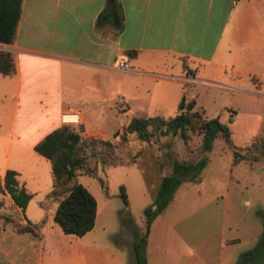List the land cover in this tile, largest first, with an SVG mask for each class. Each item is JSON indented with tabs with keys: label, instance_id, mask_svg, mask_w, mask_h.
<instances>
[{
	"label": "crops",
	"instance_id": "obj_1",
	"mask_svg": "<svg viewBox=\"0 0 264 264\" xmlns=\"http://www.w3.org/2000/svg\"><path fill=\"white\" fill-rule=\"evenodd\" d=\"M117 1L119 33L109 21L97 23L107 0H22L13 42L0 43L14 68L8 75L0 72V178L7 170L18 173L32 197L24 211L14 205V221L37 232L0 227V264L134 263L133 233L120 226L125 235L118 241L114 225L99 222L107 202L87 186L97 202L94 227L78 237L54 221L58 198L50 194V163L34 146L63 124L64 114L77 113L85 135L107 138L128 123L116 128L111 116L123 122L124 114L150 117L167 106L177 113L183 86L211 84L202 80L201 69L225 68L228 60L230 74L264 79V0ZM120 54L130 69L112 67ZM93 120L110 131L93 129ZM211 207L216 216L218 208L224 215L217 201ZM149 234L147 263L155 264ZM214 253L208 249L205 255ZM159 259L157 264H165ZM211 259L222 264L219 256Z\"/></svg>",
	"mask_w": 264,
	"mask_h": 264
},
{
	"label": "rangeland",
	"instance_id": "obj_2",
	"mask_svg": "<svg viewBox=\"0 0 264 264\" xmlns=\"http://www.w3.org/2000/svg\"><path fill=\"white\" fill-rule=\"evenodd\" d=\"M223 65L225 68L201 69L202 80L211 84L197 81L183 86L180 102L183 97L186 102L194 100V110L227 124L233 143L244 153L258 136H264V79L259 82L252 76L232 75L230 61L225 60ZM175 111L167 106L148 115L167 119ZM132 116L122 115L123 122L111 116V125L121 128ZM68 124L77 130L81 128L84 133L79 123ZM90 125L93 129L110 131L109 127H100L97 120ZM163 129L164 126L159 130L150 126L149 141L128 135L127 141L121 142L124 127L118 131V138L114 134L105 138L117 142L114 152L105 157L107 163L115 159L119 163L115 166L105 168L100 162L103 155L88 158L87 167H96L98 176L80 171L78 181L94 192L99 202H107L99 222L114 225L118 241L125 235L122 225L130 232L135 230L139 236L146 235L144 210L154 208L162 178L173 173L175 161H197L204 157L206 164L197 178L183 181L165 211L154 218L149 229V250L154 252L155 264L158 257V262L165 264H188L190 258L192 264H212L215 259L211 258L218 256L222 264H239L240 254L264 239V162L260 159L252 167L245 162L232 165L233 151L220 136L215 138L210 151L203 152L198 130L187 129L183 136L180 132L164 134ZM0 183L3 184L1 178ZM121 186L127 205L120 196ZM7 196V192L0 191V227H15L14 205ZM215 201L222 205V217L221 208L216 216L215 207H211ZM219 239L223 240L221 249ZM208 249L216 253L205 255Z\"/></svg>",
	"mask_w": 264,
	"mask_h": 264
},
{
	"label": "trees",
	"instance_id": "obj_3",
	"mask_svg": "<svg viewBox=\"0 0 264 264\" xmlns=\"http://www.w3.org/2000/svg\"><path fill=\"white\" fill-rule=\"evenodd\" d=\"M22 0H0V43L10 44L15 38L17 25L21 15ZM109 21L116 32L123 28V17L121 7L117 0L112 4H107L106 9L97 17V23ZM13 62L8 51L0 50V72L4 75L13 72ZM195 101L185 102L184 97L179 103L178 112L167 118L134 116L124 127V132L120 135L121 142L127 141L128 135H135L141 141H149L151 132L161 130L164 134H177L185 136L187 129L198 130L201 134V149L203 152L211 150L213 141L220 136L225 145L233 151L232 164L240 161L249 163L262 160L264 162V136H258L246 149L244 153L238 151V147L233 143L229 126L219 120V118H207L201 112L194 110ZM70 124H62L46 134L35 146V151L45 157L51 167L53 184L51 196L58 198V205L54 213V221L61 227L65 234L82 236L90 231L95 224L97 202L92 193L78 181L77 176L80 171H84L89 176H96L97 170L87 167L89 157H100V162L105 165L115 166L119 164L111 158L107 163L106 156L114 152L117 147L116 141L102 138L100 136H87ZM119 136V132L114 133V138ZM253 147V148H252ZM136 162V160L132 161ZM206 164V159L201 157L197 161H175L173 173L165 175L159 185L154 199V208H145L147 216L146 235L139 236L135 230L132 233L135 240L132 244L134 253L133 264H148L146 255L147 235L154 218L160 214L168 205L177 187L187 180H194ZM17 172L7 170L0 183V191L7 192L12 199L13 205L22 211L26 208L32 195L28 193L23 184L17 180ZM120 196L125 205L127 198L124 188L120 187ZM123 223H127L123 220ZM18 231L31 232L37 235L31 225L15 226ZM264 260V239L258 242L252 249L240 254L239 264L246 262L262 264Z\"/></svg>",
	"mask_w": 264,
	"mask_h": 264
},
{
	"label": "built area",
	"instance_id": "obj_4",
	"mask_svg": "<svg viewBox=\"0 0 264 264\" xmlns=\"http://www.w3.org/2000/svg\"><path fill=\"white\" fill-rule=\"evenodd\" d=\"M112 67L117 70H128L130 69L131 64L127 56L120 54L116 56V58L114 59ZM70 116L74 118L73 119L66 118ZM62 123L63 124L79 123V115L77 113L64 114L62 116Z\"/></svg>",
	"mask_w": 264,
	"mask_h": 264
},
{
	"label": "water",
	"instance_id": "obj_5",
	"mask_svg": "<svg viewBox=\"0 0 264 264\" xmlns=\"http://www.w3.org/2000/svg\"><path fill=\"white\" fill-rule=\"evenodd\" d=\"M115 0H107L108 4H112Z\"/></svg>",
	"mask_w": 264,
	"mask_h": 264
},
{
	"label": "bare ground",
	"instance_id": "obj_6",
	"mask_svg": "<svg viewBox=\"0 0 264 264\" xmlns=\"http://www.w3.org/2000/svg\"><path fill=\"white\" fill-rule=\"evenodd\" d=\"M66 118L73 119L74 117H71V116H70V117H66Z\"/></svg>",
	"mask_w": 264,
	"mask_h": 264
}]
</instances>
